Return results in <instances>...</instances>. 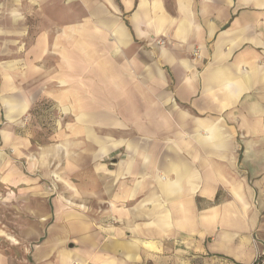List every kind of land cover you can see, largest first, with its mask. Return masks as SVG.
<instances>
[{
	"label": "crops",
	"instance_id": "obj_1",
	"mask_svg": "<svg viewBox=\"0 0 264 264\" xmlns=\"http://www.w3.org/2000/svg\"><path fill=\"white\" fill-rule=\"evenodd\" d=\"M0 9V264L31 194L37 230L23 218L19 240L36 241L33 264H264V0ZM35 108L53 125L38 147L14 129ZM50 160L71 201L45 199Z\"/></svg>",
	"mask_w": 264,
	"mask_h": 264
},
{
	"label": "rangeland",
	"instance_id": "obj_2",
	"mask_svg": "<svg viewBox=\"0 0 264 264\" xmlns=\"http://www.w3.org/2000/svg\"><path fill=\"white\" fill-rule=\"evenodd\" d=\"M5 2V0H0V4ZM54 5V4H53ZM58 6H61L63 4H56ZM45 9H43L44 11ZM1 9H0V24H3L6 22V17L4 13H1ZM23 11L26 14V18L25 21L28 22L29 24L33 25V24H37L39 21V13L41 12V10H39V8L37 6L35 7H31L29 9L23 10L22 6H21V2L18 4H15V16H17V18L22 19V13ZM48 12V11H45ZM28 14V15H27ZM53 17L52 15L47 16V18L49 17ZM46 18V19H47ZM31 33H34L33 31H30V35H32ZM43 109H32L28 114H24L16 123L14 126V129L16 130L17 133H28L30 131V133H33V135L35 137H39V135L42 136L41 139L39 138H34L35 139V147H38V145H42V143L45 141L46 142V138L48 139V137L50 136V134L53 132V125H52V116L49 113L46 112H42ZM29 129V130H28ZM36 150L41 151L39 148H35ZM0 150L3 152V154L6 155H10L11 154V150H5V147L2 146L1 140H0ZM37 154H34V152H31V154H28V157L26 158V164L24 163V166H26L28 164V162H30L32 159H36L37 158ZM51 171V176L50 178L47 180L45 179V185H44V191L43 194L45 195V199H54V198H59L61 197L62 199H67L68 201L70 200L69 196H64L61 191L58 189L57 183H59L55 177H59V169H60V164H54V162L52 160H50V162H48V167ZM7 191L5 190V186L0 185V236L1 238H5V227L7 225H9L10 221H6L9 220V214L6 215V198H7ZM20 196L17 195V192H15L14 198H19ZM11 198V195L10 197ZM29 203L28 205L25 203L21 204V206L19 207V209L17 207L13 208V223H12V232H13V237L15 239V243H14V247L13 250L10 251L11 253V257L13 259V264H33V260H32V253H31V249L32 246H34V244L36 243V241H31L28 244H24L22 241L19 240V235H20V230H21V226H22V219H26L28 221H30V223L25 224V227L28 230H37V227L35 225V221L33 219L32 216L26 215V211L30 212L31 215H35V212L38 209V205H39V201L36 200V197H34L31 194V198L29 196ZM71 201V200H70ZM70 206V205H68ZM83 206V205H82ZM48 205H46V210H48ZM7 216V218H6ZM11 220V219H10ZM14 242V241H13ZM0 249H4L5 244L3 242V240H0ZM4 251V250H3ZM76 264V263H74ZM256 264H261V261H257Z\"/></svg>",
	"mask_w": 264,
	"mask_h": 264
},
{
	"label": "built area",
	"instance_id": "obj_3",
	"mask_svg": "<svg viewBox=\"0 0 264 264\" xmlns=\"http://www.w3.org/2000/svg\"><path fill=\"white\" fill-rule=\"evenodd\" d=\"M258 260H259V257L257 256V258H256L255 262H257Z\"/></svg>",
	"mask_w": 264,
	"mask_h": 264
}]
</instances>
